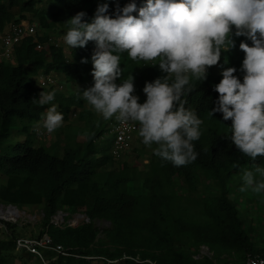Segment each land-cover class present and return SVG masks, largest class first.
Segmentation results:
<instances>
[{
    "label": "trees",
    "instance_id": "1",
    "mask_svg": "<svg viewBox=\"0 0 264 264\" xmlns=\"http://www.w3.org/2000/svg\"><path fill=\"white\" fill-rule=\"evenodd\" d=\"M105 2L111 15L117 3L123 7L130 0H0V32L27 19L26 13L37 18L39 29L15 47L12 62L0 60V145L14 133L24 134L23 139L4 143L0 151V177L5 179L0 184V202L18 209L41 205L42 219L35 237L46 234L65 253L41 249L46 264L242 263L247 253L261 252L264 246L259 247L256 234L253 237L254 226L245 224L232 200L230 184L232 180L242 183L245 171L264 168V157L253 161L240 153L228 135L232 121H223L221 113L210 114L219 95L214 85L222 79L221 74H214L218 66L209 69L205 81L193 79L195 90L187 97L186 106L204 121L202 136L194 142L199 155L190 164L173 166L153 151L141 166L117 162L112 152L114 135L104 136L102 117L90 109L82 110L75 93L61 90L55 91L53 103L64 114V121L71 110H80L83 139L66 133L62 143L33 142L35 128L49 107L38 106L33 99L53 87V83L41 87L39 74L63 73L67 87L72 82L81 86L93 81L95 42L69 49L67 55L61 45L50 41L46 29L68 27L66 21L82 10L90 21L97 4ZM135 2L139 8L145 0ZM234 39L235 47L222 51L220 63L227 57L225 67L239 70L245 56L239 44L251 45V41L243 36ZM120 55L123 75L118 83L132 74L135 94L143 103L145 82L162 73L158 66L133 61L127 53ZM82 58H88V63H81ZM257 179H261L258 174ZM58 212L83 214L88 221L70 224L65 216L56 225L52 218ZM97 221L108 225L99 227ZM2 231L0 264H15L16 250L33 255L16 249L15 240L20 237L16 224L2 221ZM202 246L211 255H201Z\"/></svg>",
    "mask_w": 264,
    "mask_h": 264
},
{
    "label": "clouds",
    "instance_id": "2",
    "mask_svg": "<svg viewBox=\"0 0 264 264\" xmlns=\"http://www.w3.org/2000/svg\"><path fill=\"white\" fill-rule=\"evenodd\" d=\"M87 15L82 10L66 21L63 42L71 50L95 42L93 84L80 89L103 119L137 124L143 144L156 145L153 152L162 161L176 167L190 164L199 155L194 142L202 136L204 121L186 106L187 97L195 90L193 79L205 81L209 69L218 66L222 79L214 85L219 95L210 114L232 121L228 135L240 153L253 161L264 157V0H145L139 8L130 0L123 7L117 3L111 15L105 2L97 4L90 21ZM241 36L251 41L239 44L245 53L242 80L237 68L225 67L227 57L220 63L222 51L234 48V38ZM122 53L158 66L162 73L145 82L143 103L132 74L118 83ZM55 96V90H43L33 99L38 106H49L42 125L49 134L64 123ZM242 180L241 191L264 193V168L245 171Z\"/></svg>",
    "mask_w": 264,
    "mask_h": 264
},
{
    "label": "rangeland",
    "instance_id": "3",
    "mask_svg": "<svg viewBox=\"0 0 264 264\" xmlns=\"http://www.w3.org/2000/svg\"><path fill=\"white\" fill-rule=\"evenodd\" d=\"M27 19L24 20L33 24L36 29L39 31L36 22L37 18L34 16H31V14H27ZM47 33L50 34V41L53 43H56L58 45H61L64 48V51L67 55H69V49L63 42V34L67 31V26L60 25L57 26V28H47ZM221 69L219 67H216L214 69V74H220ZM52 74L55 76V81L51 86H53L50 89V86L47 87L45 92L48 91H65V94L69 93H75L77 99L82 101V110L90 109L94 111L91 105L88 104L86 100L82 97V91L81 89H86L90 87L93 84V81L87 82L85 85H79L75 82H72L70 87H67L65 76L63 73L60 72H52ZM236 75L243 79V72L238 70L236 72ZM81 88V89H80ZM55 103V102H54ZM56 104V103H55ZM80 110L73 109L70 113H68V119L64 121L63 126L61 128H58L53 133L49 134L46 132V130L42 127L43 125V118L41 121L38 122V125L35 128V132H37L36 135H34L33 142L36 145L45 144L49 145L52 142H55L56 140L59 142H63L64 134L70 133V134H77L79 139H83V132H84V125L83 122L78 120V112ZM94 113L98 117H102L100 114ZM45 114V113H44ZM103 119V117H102ZM103 123L106 129V132L104 133V136H107L108 134L114 135V125H115V119H109L105 120L103 119ZM134 130L132 131L130 135V141L129 146L126 149H123L121 151H117L116 154L114 153V140H113V147L112 152L116 157L117 162L121 163L123 161H129L130 164H136L138 166H141L142 164L146 163L151 152L154 149V146H146L142 142V138L138 134V125L134 124ZM13 131V130H12ZM24 134L14 133V135L7 137L3 144L0 145V151L2 148H4L5 144L9 142H14L18 139H23ZM5 143V144H4ZM106 143V140H105ZM5 179L3 177H0V184L4 183ZM243 186V182L237 181H231L230 187L233 189V192L231 193L232 200L237 203V206L239 208L240 214L243 217V220L246 225L254 226L255 232L253 233L255 235V240L257 241L259 247L264 246V193H254L251 190L247 191H241V188ZM185 191V190H181ZM22 212V216L17 218L15 222L12 221V223L16 224V231L19 233L20 237H28V236H37L39 229H40V221L42 219V211H41V205H27L23 206L21 209H19ZM58 218L56 219L57 224H61L64 222V217H68V222L71 224H77L84 222L86 220L85 216L83 214H77V213H71L68 214L67 212H59L56 215ZM54 220V218H53ZM96 225L99 227L107 226L108 223L104 221H97ZM5 236V233L2 231V223L0 222V238H3ZM201 255H211L208 248L205 246H202L200 249ZM13 257H15V264H42L39 259L33 255L28 256L25 253H22L21 251H14Z\"/></svg>",
    "mask_w": 264,
    "mask_h": 264
},
{
    "label": "built area",
    "instance_id": "4",
    "mask_svg": "<svg viewBox=\"0 0 264 264\" xmlns=\"http://www.w3.org/2000/svg\"><path fill=\"white\" fill-rule=\"evenodd\" d=\"M36 31V27L27 21L12 23L0 38V60L12 62L14 60L13 56L15 47L21 43L22 39L25 36L34 35ZM54 82L55 79L53 78L51 73L42 74L38 77V83L41 87L49 86V84ZM134 127V123L123 125L115 119L113 131L115 154L117 151L128 148L130 135L134 130ZM56 215L53 216L54 220L52 218V222L56 225H59L56 223V219L58 218ZM21 216L22 212L16 206L11 204H3L0 202L1 223L2 221L10 223H12V221L15 222V220H17V218ZM87 221L88 218H86L85 222ZM15 243L16 249H25L29 251L33 255L37 256L41 260L42 264H46L47 261H45L41 249L46 248L60 254H65L62 251V247L60 245L51 244L52 241L46 234H43L40 237H19L15 240ZM240 264H264V250L258 253H247L244 260Z\"/></svg>",
    "mask_w": 264,
    "mask_h": 264
},
{
    "label": "crops",
    "instance_id": "5",
    "mask_svg": "<svg viewBox=\"0 0 264 264\" xmlns=\"http://www.w3.org/2000/svg\"><path fill=\"white\" fill-rule=\"evenodd\" d=\"M3 34V32H0V38H1V35Z\"/></svg>",
    "mask_w": 264,
    "mask_h": 264
},
{
    "label": "bare ground",
    "instance_id": "6",
    "mask_svg": "<svg viewBox=\"0 0 264 264\" xmlns=\"http://www.w3.org/2000/svg\"><path fill=\"white\" fill-rule=\"evenodd\" d=\"M6 216V215H5Z\"/></svg>",
    "mask_w": 264,
    "mask_h": 264
}]
</instances>
